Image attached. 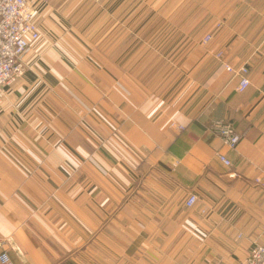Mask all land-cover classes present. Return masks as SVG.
Returning a JSON list of instances; mask_svg holds the SVG:
<instances>
[{"label": "crops", "instance_id": "obj_1", "mask_svg": "<svg viewBox=\"0 0 264 264\" xmlns=\"http://www.w3.org/2000/svg\"><path fill=\"white\" fill-rule=\"evenodd\" d=\"M91 6L105 8V43L128 19L167 20L186 45L65 46L72 14ZM37 11L43 37L0 104V242L13 263L244 264L264 244V3L50 0ZM220 51L248 63L244 92ZM214 119L233 123L236 149Z\"/></svg>", "mask_w": 264, "mask_h": 264}, {"label": "built area", "instance_id": "obj_2", "mask_svg": "<svg viewBox=\"0 0 264 264\" xmlns=\"http://www.w3.org/2000/svg\"><path fill=\"white\" fill-rule=\"evenodd\" d=\"M49 1L0 0V104L4 103L6 98L5 86L11 85L24 76L30 48L43 37L36 21V12L40 4ZM217 26L219 28L221 24ZM212 38V34L205 35L204 44H209ZM215 58L224 65L233 77L239 79L237 90L244 92L250 85L248 64L234 67L226 62L223 51L216 52ZM179 129L183 131L185 127L179 126ZM211 130L219 136L224 146L230 149L237 148L241 135L232 122L224 119H214L211 121ZM218 157L227 167L233 165L224 153L218 152ZM197 200V194L192 193L186 199L185 205L191 208ZM0 264H14L2 242H0ZM244 264H264V244L255 245Z\"/></svg>", "mask_w": 264, "mask_h": 264}, {"label": "rangeland", "instance_id": "obj_3", "mask_svg": "<svg viewBox=\"0 0 264 264\" xmlns=\"http://www.w3.org/2000/svg\"><path fill=\"white\" fill-rule=\"evenodd\" d=\"M201 1V0H198ZM230 1V0H225ZM233 1V0H231ZM89 2V1H88ZM258 5L263 4V0H257ZM234 5L236 4H228L226 5V10H231L233 9ZM39 9V7H38ZM37 9V10H38ZM258 10V8H257ZM184 7H180L177 11V14L182 18H184ZM81 15H79V14ZM135 13H139L135 11ZM168 13V12H167ZM166 13V14H167ZM199 12H193V15ZM262 13V11H260ZM38 14V11H37ZM36 14V15H37ZM74 15V21L70 24L69 28H72L69 33L71 38H69L70 43L68 45L65 44V46H80L82 48H92V46H97V47H105L108 44H110L111 40L112 45L114 46L115 43L118 44V42L121 43V46L123 47H128L130 49L136 50L140 48H144L147 50H152V49H167V48H175L178 49L180 47H184L186 44V40L184 38H181L177 33V35H172L173 37H168L170 29V24L167 23V20L165 22H161L160 24L157 23H148V24H135L133 22L128 21L127 22L123 21L124 23L120 22L118 23V26L121 27L117 33L114 34V36L107 42L105 43V30L107 28V23L105 22V8L103 7H97L94 8L93 6L85 9H76V13L72 14ZM99 15H103L102 18L99 17ZM141 17V16H140ZM77 18V20H76ZM135 20L138 19L134 17ZM183 20V19H182ZM112 25H115V22L112 23ZM161 25V27H160ZM182 27L185 26L184 22L181 24ZM111 26V24H110ZM177 26V25H176ZM178 31L183 30L179 29V27H176ZM205 36V35H204ZM204 36L202 39H197L198 43L204 44ZM119 37V38H117ZM196 41V40H192ZM180 57V55L176 56L177 60ZM185 59V56H184ZM168 62V61H167ZM179 62H185L184 60H178ZM227 62V61H226ZM244 64H248L245 62ZM192 194V193H190ZM189 194V195H190ZM188 195V196H189Z\"/></svg>", "mask_w": 264, "mask_h": 264}]
</instances>
